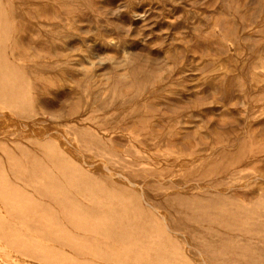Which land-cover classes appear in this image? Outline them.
<instances>
[{"label":"rangeland","instance_id":"obj_1","mask_svg":"<svg viewBox=\"0 0 264 264\" xmlns=\"http://www.w3.org/2000/svg\"><path fill=\"white\" fill-rule=\"evenodd\" d=\"M0 20L9 34L0 61L19 72L9 77L13 104L0 103V174L32 193L31 176L17 172L38 167L34 158L51 140L74 160L98 164L88 175L110 188L94 215L62 214L63 195L33 193L30 214L20 217L32 221L29 230L5 205L14 199L0 200V218L13 226L0 230V264H42L14 248L17 237L37 239L58 264H148L132 261L160 256L159 247L127 253L110 235L141 224L128 236L142 239L144 228L157 241L171 238L176 264H263L264 0H0ZM21 104L27 114L11 108ZM46 158L41 164L53 162ZM123 202L143 217H127Z\"/></svg>","mask_w":264,"mask_h":264},{"label":"bare ground","instance_id":"obj_2","mask_svg":"<svg viewBox=\"0 0 264 264\" xmlns=\"http://www.w3.org/2000/svg\"><path fill=\"white\" fill-rule=\"evenodd\" d=\"M237 7V6H236ZM236 7L234 6V8L233 9H236ZM262 8V7H261ZM3 14V13H2ZM3 16V15H2ZM4 22V21H3ZM3 22L0 20V27H1V24H3ZM7 26V25H6ZM8 28H9V25H8ZM8 28H7V30H8ZM1 29V28H0ZM2 29H3V25H2ZM0 30V48H5V46L7 45V35H9L8 34V32H5L4 30ZM244 30H245V28H244ZM3 33H2V32ZM2 33V34H1ZM256 68V67H255ZM261 68H264V66H262ZM14 70H16L15 68H13L12 66L10 67V64L8 63V62H6V60L4 59L3 61H0V103H1V101H2V103H4L3 104V106L5 105H8L9 103H8V100L9 99H7V97H8V95L11 97V96H13V93H14V90H15V87H9V77L13 74V73H15L14 72ZM16 72H17V70H16ZM18 74H19V72H17ZM15 75V74H14ZM13 76V75H12ZM12 76L10 77V78H12ZM21 77V76H20ZM15 78H17V75H15ZM20 79V78H19ZM19 79H16V80H19ZM10 80H13V79H10ZM14 81V80H13ZM142 81V80H141ZM15 82V81H14ZM17 82V81H16ZM13 84H15V83H13ZM11 86V85H10ZM16 86V85H15ZM8 87H9V89H8ZM16 92H17V90H16ZM12 94V95H11ZM14 94H16V93H14ZM19 95V94H18ZM9 97V98H10ZM20 98V97H19ZM13 100H14V98H13ZM12 100V101H13ZM12 101H10L9 100V102H12ZM17 101L18 100H16V102L15 103H17ZM14 102V101H13ZM13 102L12 103H10V104H13ZM19 103H20V101H18ZM24 103V102H23ZM18 104V103H17ZM24 105V104H23ZM17 106V105H16ZM19 106V105H18ZM7 107H10V105L9 106H7ZM21 107V108H20ZM20 107L18 108V107H15V105H13V107H11L12 109H16V110H18L19 111V114L20 113H22V112H24L25 114H27L26 112H25V109H23L22 108V104L20 105ZM11 108H9V109H11ZM25 108V107H24ZM88 108V107H87ZM86 107H83V110H86L87 109ZM24 110V111H21L20 112V110ZM3 110H7V108L5 109H3ZM9 111V110H8ZM14 111V110H13ZM17 111V112H18ZM15 112V111H14ZM16 112V113H17ZM17 115V114H16ZM22 116H24L23 114H22ZM21 116V117H22ZM87 118V117H86ZM90 119L91 120H95L96 121V119H95V117H91L90 116ZM90 120V121H91ZM103 122H105V121H107V120H103V119H101ZM103 127V126H102ZM157 134V133H156ZM154 135H155V133H154ZM153 136V135H152ZM157 137V136H156ZM153 138V137H152ZM151 139V138H150ZM34 142H35V140H34ZM42 142V141H41ZM45 142V141H44ZM39 143V142H38ZM54 144V142H52L51 140L50 141H46L45 142V145L47 146V147H49L48 148V150L46 151V149H45V147L46 146H44V145H41V147H40V144H39V148L43 151V149H42V146H43V148L45 149L44 150V152L46 153L47 152V154H43L44 152H42L41 150V152H42V154L44 155V157L43 158H45V157H47L46 159H48L49 160V157L51 158V160L53 161V162H49L48 160H44V163H45V161L48 163V164H41V162H43V158L41 159L40 157H35L34 158V160H36V159H40L41 161H40V164H38V167H36V166H32V167H34L33 169L32 168H30L29 166H26V165H23V164H25V162H27L28 163V165H33V164H36V163H34L35 161L33 160V164L30 162V161H32V159L30 160V161H25L23 164L21 163V161H20V165H21V167H23V166H25L26 168L27 167H29V169H28V171H27V169H25L23 172L25 173V174H23V173H21V172H17L19 175H21V176H18L21 180H23L25 177H24V175H29V176H31L30 177V179L27 181L26 179H24L28 184H29V186H30V190L32 191V193L30 192V191H28L27 189V192H26V190H23V189H21V187L19 186V185H16L14 182L13 183H11L12 182V180L11 179H9L8 180V177L6 176V174H4V173H1L0 174V200H6L7 201V199H11V200H13V202L11 201V202H9V201H7L6 203H5V205L9 208V207H17L16 209L18 210V212H16V211H14V213L16 214V218H18V215H19V218L18 219H20V221H21V223H20V221H19V223H20V230L22 229V225L23 226H26L27 228H28V230L30 229L29 228V226L32 224V221H27V220H25L26 218V216H24V215H27V214H30V212H28V211H26L25 209L27 208V210H28V207H29V205H31L30 203H32L31 202V200H32V198H31V196H34L33 195V193H35L36 194V196L39 194L40 196H43V197H45V198H49V199H52V200H57V197H58V195L60 194V195H63L64 196V201L63 202H60L59 203V201L57 200L56 202H58V204H61V205H63L66 209L68 208V210H66V211H64L62 214H68L69 216L71 215V216H73V215H78V214H80L81 215V213H89V214H98V213H100V212H102L104 209H105V206L103 205V203H102V201L104 200V198L103 197H100V198H102V201H101V199L100 200H97V197H99V196H101V195H104V196H106V197H108V198H110V196H109V194H110V192H109V194H108V192H107V190L108 189H110V188H108V186H106L108 189L106 190V189H104V188H102L101 186V184H102V182H101V184H100V186H99V183L98 184H96L95 183V181L92 179V177H90L89 175H91V176H93V172L92 173H90V171H88V170H90L91 168H93L94 166H96V165H98V164H92V163H89L88 161H86L85 159L86 158H79V162L78 161H76V160H74L69 154H68V152H66V151H59V149H61V148H59L58 149V147L59 146H61L60 144H58V142H55V143H57L58 144V146L56 147L58 150H56L55 152L51 149L52 147H53V144ZM44 144V143H43ZM57 144H54V146H56ZM36 146V145H35ZM146 147V146H145ZM55 148V147H54ZM18 149V148H17ZM64 149V148H63ZM19 152V151H18ZM22 152V151H21ZM20 152V153H21ZM70 152H72V151H70ZM69 152V153H70ZM116 152V151H115ZM7 153H9V152H7ZM6 153V154H7ZM11 153V152H10ZM9 153V154H10ZM100 153V152H99ZM8 154V155H9ZM12 154V153H11ZM10 154V155H11ZM73 154H75L74 152H73ZM96 154V153H95ZM115 154V153H114ZM7 155V156H8ZM10 155H9V157H10ZM13 155V154H12ZM75 155H77V154H75ZM15 156V155H14ZM49 156V157H48ZM13 157V156H12ZM12 157H11V160L10 159H8L7 158V162H8V160H10V161H13V160H15V162L16 163H18L19 161L18 160H16L14 157V159H12ZM101 157V156H100ZM27 159V158H26ZM38 159V160H39ZM77 159V158H76ZM89 159V158H88ZM92 159V158H91ZM0 160H2L1 158H0ZM29 160V159H28ZM38 160L36 161V162H38ZM116 160V159H115ZM9 161V162H10ZM1 162V161H0ZM8 162V163H9ZM106 162V161H105ZM7 163V164H8ZM14 163V162H13ZM29 163H31V164H29ZM50 163V164H49ZM6 164V165H7ZM112 164V163H111ZM5 165V166H6ZM9 165V164H8ZM101 165V164H100ZM5 166H3V164H2V169H4L3 167H5ZM14 166H15V163H14ZM117 166V165H116ZM0 167H1V165H0ZM25 167H23V168H25ZM16 167H14V169H15ZM18 168H20V166L18 167ZM23 168L21 169V170H19V171H22L23 170ZM1 169V168H0ZM31 169V170H30ZM80 169H83V171L84 172H86V173H84L82 170H80ZM1 171H3L4 172V170H1ZM16 171V170H15ZM14 171V172H15ZM102 171H104L105 173H107L108 174V176L110 175V177L114 180H116V178L118 179L120 176L119 175H117L114 171H112V169H110V166H108L107 164H103L102 165ZM13 172V171H12ZM82 172V173H81ZM5 173H7V172H5ZM16 173V172H15ZM9 174H10V172H9ZM89 174V175H88ZM2 175V176H1ZM9 176V175H8ZM96 176V175H95ZM97 176H98V174H97ZM119 176V177H118ZM110 177H108L109 178V180L111 181V183L113 184V180H111L110 179ZM16 178H17V176H16ZM16 178H15V180H16ZM107 178V177H106ZM107 178V179H108ZM121 178V177H120ZM106 179V180H107ZM258 179V178H257ZM10 180H11V182H10ZM97 180H99V177H98V179ZM104 180H105V178H104ZM105 180V181H106ZM109 180H107V183L108 182H110ZM101 181V179L98 181V182H100ZM16 182V181H15ZM21 182V181H20ZM114 182H116V181H114ZM18 183V182H17ZM23 183V182H22ZM26 183V184H27ZM111 183H108V184H111ZM19 184V183H18ZM21 184V183H20ZM103 184H104V182H103ZM115 185H118L117 183H114ZM23 185V184H22ZM111 186V188H114L113 187V185H109V187ZM105 187V188H106ZM26 188H27V186H26ZM118 188H119V186H118ZM118 188H116L115 187V189H117V191L118 192H122V191H120L121 189H123V188H121L120 187V190L118 189ZM125 189V188H124ZM109 191H111V190H109ZM112 191H115V190H112ZM124 191H126V190H124ZM231 191V190H230ZM118 192H114V194L115 193H117V194H119ZM134 192V191H133ZM111 193H113V192H111ZM133 194H135V193H133ZM132 194V195H133ZM38 195V196H39ZM113 195V194H112ZM39 196V197H40ZM38 197V198H39ZM123 197V196H122ZM132 197H134V196H132ZM29 198H31V199H29ZM41 198V197H40ZM44 198V199H45ZM62 198V197H61ZM125 198V197H124ZM137 198V197H136ZM139 198H140V196H139ZM142 198V197H141ZM30 200V202L28 201V202H26V203H29V204H24L23 203V201L22 200ZM82 199H85V200H88V204H87V201H83L85 204H81L80 203V201L82 200ZM99 199V198H98ZM113 199H114V197H113ZM143 199L144 198H142V201H143ZM107 200V203H108V199H106ZM117 200V199H116ZM124 200V199H123ZM134 200H135V198H134ZM139 202H140V199H137ZM33 202H34V200H32ZM37 201V200H36ZM51 201V200H50ZM105 201V200H104ZM113 201V200H112ZM132 201V200H131ZM130 201V202H131ZM191 201V200H190ZM114 202V201H113ZM120 202V201H119ZM36 203L38 204V202H35L34 204L36 205ZM112 203V202H111ZM140 203H142V202H140ZM191 203H192V201H191ZM197 203V202H196ZM199 204H200V202H198ZM197 203V204H198ZM202 203V202H201ZM2 204V203H1ZM33 204V203H32ZM143 204V203H142ZM144 204H147V203H145L144 202ZM197 204H195L196 206H198ZM105 205H106V203H105ZM110 204H108V206H109ZM112 205V204H111ZM119 205V204H118ZM126 205V203L125 202H123V214H126L127 215V217H129V216H133V217H131V219H134L135 218V220H139V218H141V217H143V216H140L138 219H137V217L139 216V214H140V211H138V212H133V210L132 211H130L129 210V204H127V206H125ZM131 205V204H130ZM137 205H138V203H137ZM137 205H135V206H137ZM191 205V204H190ZM193 206H194V204H192ZM32 206V205H31ZM113 206V205H112ZM139 206V205H138ZM140 206H141V204H140ZM146 206V205H145ZM147 206H148V204H147ZM259 206V205H258ZM20 207H22L21 208V210L19 209ZM114 207V206H113ZM115 207L117 208V204L115 203ZM120 207H122V206H119V209H120ZM143 207H144V205H143ZM142 207V208H143ZM190 207V206H189ZM30 208V207H29ZM110 208V207H109ZM115 208V209H116ZM145 208V207H144ZM143 208V209H144ZM194 208V207H193ZM107 209V208H106ZM192 209V208H191ZM12 210H15V209H13L12 208ZM20 210V211H19ZM34 210V209H33ZM110 210H112L111 208H110ZM117 210V209H116ZM146 210V209H145ZM36 211V210H35ZM119 211V210H118ZM117 211V212H118ZM121 211V210H120ZM137 211V210H136ZM234 211V210H233ZM46 211H44V213H45ZM144 212V211H143ZM147 212V211H146ZM145 212V213H146ZM157 212V211H156ZM11 213V210L9 211V214ZM12 213H13V211H12ZM37 213V212H36ZM35 213V214H36ZM42 213V212H41ZM43 213V214H44ZM53 213H55V212H53ZM106 213V212H105ZM104 213V214H105ZM114 213V212H113ZM116 213V212H115ZM119 213V212H118ZM121 213V214H122ZM158 213V212H157ZM196 213V212H195ZM195 213L193 214V215H195ZM37 214H39V212L37 213ZM51 214H52V211H51ZM102 214V213H101ZM120 214V215H121ZM122 214V215H123ZM197 214V213H196ZM13 215V214H12ZM32 215V214H31ZM53 215H55V214H53ZM52 215V216H53ZM67 215V216H68ZM119 215V214H118ZM117 215V216H118ZM146 215H148L147 213H146ZM9 216H11V215H9ZM22 216V217H21ZM83 216V215H82ZM102 216H104V215H102ZM100 217V218H102V220H103V217ZM107 216V215H106ZM116 216V215H115ZM116 216V217H117ZM149 216V215H148ZM151 216V215H150ZM198 216V215H197ZM200 216V215H199ZM209 216V215H208ZM1 217H3V216H1ZM13 217V216H12ZM25 218V219H21V218ZM29 217V216H28ZM114 217V216H113ZM126 217V216H125ZM194 217H196V216H194ZM81 218V217H80ZM115 218V217H114ZM121 218V217H120ZM151 218V217H150ZM11 219V218H10ZM28 219V218H27ZM74 219V218H73ZM73 219H70V220H73ZM95 219V218H94ZM108 219V218H107ZM119 219V218H118ZM127 219V218H126ZM143 219V218H142ZM152 219H154V217H152ZM15 221H17L18 222V220H16V219H14ZM99 220H101V219H99ZM106 220V219H105ZM104 220V221H105ZM120 220H122V219H120ZM119 220V221H120ZM128 220V219H127ZM144 220V219H143ZM149 220V219H148ZM164 220V219H163ZM192 220H194L195 221V219H192ZM10 220L9 219H1L0 218V230H3V229H6V230H11V228H13V226H10L9 225V222ZM98 221V220H97ZM115 221H116V219H115ZM123 221V220H122ZM145 221V220H144ZM154 221V220H153ZM153 221H151V223H153ZM157 221V220H156ZM72 222V221H71ZM102 222V221H101ZM121 222V221H120ZM219 221H217V223H218ZM13 223H15L14 221H13ZM34 223V222H33ZM39 223V222H38ZM133 223V222H132ZM211 223V222H210ZM214 223H215V221H214ZM220 223V222H219ZM18 224V223H17ZM103 224V223H102ZM101 224V225H102ZM123 224V223H122ZM128 224H130V223H128ZM127 224V225H128ZM136 224H137V221H136ZM154 224H156V223H154ZM158 224V223H157ZM213 224V223H212ZM221 224V223H220ZM222 224H224V223H222ZM13 225V224H12ZM38 225H40V224H38ZM57 226V228L59 227L58 226V224H56ZM113 225V224H112ZM159 225H161V224H159ZM65 226V225H64ZM63 226V227H64ZM73 226H75V225H73ZM92 226H94V225H92ZM139 226V225H138ZM128 226L126 229H128V230H130L131 232L132 231H134V230H136V227H137V229H139V227H142V224H141V226ZM148 226H151V224L150 225H148ZM153 226V225H152ZM17 227H18V225H16V227H15V229H17ZM32 227V226H31ZM70 227V226H69ZM68 227V228H69ZM78 227V226H77ZM123 227V226H122ZM144 227H146L145 225H144ZM161 227H163V224H162V226ZM67 228V229H68ZM88 228V227H87ZM148 228V227H147ZM225 228V227H224ZM243 228V227H242ZM35 229V228H34ZM43 229V228H42ZM65 230L66 232L69 230ZM72 229V228H71ZM86 229V228H85ZM103 229V228H102ZM121 229V228H120ZM119 229V230H120ZM142 229V231H140L142 234H144L145 236H144V238H142V239H135V238H132V237H130V236H128V234H129V231L128 230H125L124 232H118V233H115V231L112 233H110V235H112V239H116V240H120L121 242H122V244L123 245H125V247H126V249H125V251L127 252V253H132V252H134L135 250L134 249H136V248H138V247H147V249L149 248V250L150 249H152V248H154L155 246H157V247H159L161 250H160V256H157V254H156V256H155V258H154V256H153V258H151V256H149V257H147V258H145V256L144 257H140V256H136L133 260L134 261H132L133 263H157V264H160V263H165V264H176V263H179L181 260L178 258V256H177V254H174V252L172 253V252H170L168 249H170V248H166V246L168 247V245L169 244H171V242L169 241V239L171 240V238H167L168 240H166L165 238V240H163V239H160V240H158L157 241V237L156 238H154V235H153V230L154 229H151V227H150V229H151V231L149 232V230L147 229V231H146V229H144V228H141ZM164 229H165V227H164ZM222 229H223V227H222ZM18 230V229H17ZM88 230V229H87ZM86 230V231H87ZM89 230H92V228L91 229H89ZM104 230V229H103ZM114 230V228L111 230V231H113ZM243 230V229H242ZM5 231V230H4ZM25 231H27L26 229H25ZM36 231H38V230H36ZM93 231V230H92ZM153 231V232H152ZM155 231H156V229H155ZM249 231V230H248ZM8 232V231H7ZM9 232H11V231H9ZM8 232V233H9ZM30 232H32V231H30ZM42 232V231H41ZM69 232H71L70 230H69ZM94 232V231H93ZM110 232V231H109ZM135 232V231H134ZM5 233H6V231H5ZM20 233V232H19ZM73 233V234H72ZM85 233V232H84ZM92 232H90V234H91ZM101 233V232H100ZM139 233V232H138ZM174 234L175 232H173L171 229H169V228H166L165 230H163V234L164 235H166V236H168V234ZM179 233V232H178ZM71 234L72 235H75L74 234V232H71ZM133 234V233H132ZM142 234H140V235H142ZM137 235V234H136ZM175 235V234H174ZM183 235V234H182ZM84 236V235H83ZM82 236V237H83ZM143 236V235H142ZM158 236V235H157ZM163 236V235H162ZM173 235H169L168 237H172ZM184 236V235H183ZM159 237V236H158ZM81 238V237H80ZM87 238H88V236H87ZM138 238V237H137ZM154 238V239H153ZM75 239V238H74ZM108 239V238H107ZM9 240H11V239H9ZM8 240V241H9ZM19 239H18V237L17 238H15V239H13L12 238V241H11V243H12V245L14 246V248L16 247L17 249H19L22 253H24V254H26L27 256H29L35 263L36 262H38V263H42V264H58L59 263V261H60V259L58 260L57 258V260L53 257V256H51L52 254H50L49 252L47 253V252H44V251H42L41 250V244H40V242H37V239L36 240H32V241H30V240H25V241H21V242H19L18 241ZM21 240V239H20ZM50 240V239H49ZM53 240V239H52ZM58 240V239H57ZM56 240V241H57ZM70 240V239H69ZM55 241V242H56ZM65 241H68L67 239L65 240ZM87 241V240H86ZM175 241V240H174ZM81 242V241H80ZM103 242V241H102ZM54 243V242H53ZM63 243V242H62ZM85 243V242H84ZM89 243V242H88ZM91 243V242H90ZM74 244V243H73ZM76 244V243H75ZM93 244V243H92ZM111 245H112V243H111ZM118 245H121V243L120 244H118ZM204 245V244H203ZM210 245V244H209ZM41 246V247H40ZM69 246V245H68ZM72 246H74V245H72ZM88 246V245H87ZM90 246V245H89ZM35 247V250L33 249ZM86 247V246H85ZM121 248H122V246H120ZM169 247H170V245H169ZM214 247V246H213ZM233 247V246H232ZM91 248V247H90ZM94 248V247H93ZM123 248H122V250H123ZM176 248V247H175ZM231 248V247H230ZM1 249V248H0ZM3 249V248H2ZM17 249H15V250H17ZM5 250V249H4ZM154 250H156V248H154ZM230 250V249H229ZM256 250V249H255ZM255 250H253V251H255ZM140 251V250H139ZM138 251V252H139ZM208 251H210V250H208ZM142 252V251H141ZM213 252V251H212ZM230 252V251H229ZM256 252V251H255ZM4 253V252H3ZM2 253V254H3ZM57 253V252H56ZM107 253V252H106ZM158 253V252H157ZM210 253H211V251H210ZM216 253V252H215ZM240 253V252H239ZM7 254V253H6ZM109 254V253H108ZM111 254V253H110ZM140 254V253H139ZM149 254V253H148ZM147 254V255H148ZM213 255L211 256V257H215L214 256V253H212ZM217 254H218V252H217ZM245 253H243V255H244ZM5 255V254H4ZM7 255H10L11 256V254H7ZM151 255V254H150ZM165 255V256H164ZM216 255V254H215ZM238 255V254H237ZM186 256V255H185ZM200 256H202V255H200ZM210 257V256H209ZM244 257H245V255H244ZM260 257V256H259ZM7 258V257H6ZM9 258V257H8ZM12 258V257H11ZM263 258H264V256H263ZM32 260H30V261H32ZM73 260V259H72ZM71 260V261H72ZM215 260V259H214ZM224 260V259H223ZM223 260H221V261H223ZM65 261V260H64ZM126 261V260H125ZM211 261V260H210ZM220 261V262H221ZM132 262H130V263H132ZM235 262V261H234ZM252 262H255V260H252ZM263 262V261H262ZM19 263H21L20 261H19ZM121 263V262H120ZM129 263V262H128ZM196 263V262H195ZM62 264H64V263H62ZM263 264H264V262H263Z\"/></svg>","mask_w":264,"mask_h":264}]
</instances>
